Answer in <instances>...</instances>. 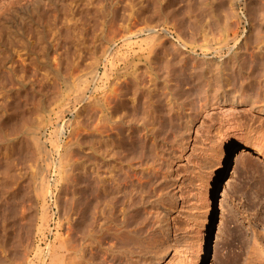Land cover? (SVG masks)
Segmentation results:
<instances>
[{
  "label": "rangeland",
  "instance_id": "374dc122",
  "mask_svg": "<svg viewBox=\"0 0 264 264\" xmlns=\"http://www.w3.org/2000/svg\"><path fill=\"white\" fill-rule=\"evenodd\" d=\"M1 1L0 176L9 177V184L0 189V264H48L50 251L67 234L69 205L82 208L94 200L96 173L115 174L120 166L122 174L144 164H156L160 171L145 207L165 211L170 231L154 232L146 240L126 239L123 246L133 250L118 257L117 243L102 232L97 234L101 244L82 254L85 264H259L264 254V0H239L235 11L221 0H214L215 10L206 0ZM111 39L116 44L105 54ZM206 45L215 51L222 72L216 104L212 88L195 70L197 64L206 65ZM117 55L127 61V72L140 70L142 81L156 79L153 96L146 95L158 103L147 117L160 132L152 135L156 139H144L135 124L132 136L125 127L128 137L122 135L112 151L118 156L111 157L105 148L110 150L105 157L104 148L100 153L91 149L98 144L94 110L74 98L88 82V97H99L100 82L93 76L123 70ZM234 87L243 105L230 104ZM246 98L256 102V109L247 111L251 102ZM142 102L132 114L137 119L147 109ZM38 143L49 153L44 169L52 217L35 240L34 220L42 205L32 168ZM87 180L94 191L89 194ZM81 208L75 217L77 241L88 231L86 222L91 223L82 222Z\"/></svg>",
  "mask_w": 264,
  "mask_h": 264
},
{
  "label": "bare ground",
  "instance_id": "6f19581e",
  "mask_svg": "<svg viewBox=\"0 0 264 264\" xmlns=\"http://www.w3.org/2000/svg\"><path fill=\"white\" fill-rule=\"evenodd\" d=\"M1 1V0H0ZM129 1V0H128ZM132 2H134L133 0H131ZM208 2V4L211 6L209 7V9L211 10H215L214 9V0H206ZM239 0H221V5H227L228 9H230V11H235L234 9V4H236ZM25 2V1H24ZM33 2V1H32ZM219 2V4H220ZM2 3V1H1ZM10 3V2H9ZM8 3V5H9ZM13 3V2H12ZM11 3V4H12ZM135 3V2H134ZM19 4V3H18ZM22 4V3H21ZM131 4V3H130ZM2 5V4H1ZM7 7V4H5ZM20 6V5H19ZM28 6V5H27ZM216 6V4H215ZM5 7V6H4ZM13 7V5L11 6ZM18 7V6H17ZM20 8V7H19ZM216 8V7H215ZM5 9V8H3ZM7 9V8H6ZM16 8L14 7V10ZM10 10V9H9ZM13 10V9H12ZM4 11V10H3ZM1 12V11H0ZM8 13V11H6ZM11 12V11H9ZM19 12V11H18ZM76 12V11H75ZM12 13V12H11ZM15 12L13 11V14ZM2 14V12H1ZM4 14V13H3ZM3 14H2V18H3ZM12 14V15H13ZM74 14V13H73ZM5 15V14H4ZM8 15V14H7ZM15 16V15H14ZM8 17V16H7ZM4 16V18H7ZM66 17V16H65ZM70 17V16H69ZM10 18V16H9ZM13 18V17H12ZM8 19V18H7ZM16 19V18H15ZM71 20H68L70 23L71 21H73V19L70 17ZM10 20V19H8ZM13 20V19H12ZM11 20V21H12ZM124 20V19H123ZM122 20V22H123ZM4 22V20H2ZM1 21V22H2ZM7 21V20H6ZM65 22V21H64ZM66 23V22H65ZM64 23V24H65ZM75 22H73L74 24ZM3 24V23H2ZM68 24V23H67ZM4 25V24H3ZM73 27V25H71ZM75 26V25H74ZM77 26V25H76ZM69 27V26H68ZM78 27V26H77ZM120 27V24H119ZM1 28V27H0ZM45 28V27H44ZM71 28V27H70ZM123 28V27H122ZM126 28V27H125ZM2 30V29H1ZM71 30V29H70ZM69 30V31H70ZM75 30V27H74ZM119 30V29H118ZM125 29H122V31ZM130 30V28L128 29ZM156 31V30H155ZM77 32V31H76ZM75 32V33H76ZM124 32V31H123ZM152 32V31H151ZM126 33V32H125ZM124 33V34H125ZM140 33V32H139ZM154 33V32H153ZM78 34V33H77ZM152 35V34H151ZM122 36V34H121ZM147 36V35H146ZM152 37H154L152 35ZM158 37V36H157ZM77 38V37H76ZM121 38V37H120ZM153 39V38H151ZM151 39H149L151 41ZM159 39V38H157ZM147 40V39H146ZM128 41V40H127ZM130 41V40H129ZM145 41V40H144ZM158 41V40H157ZM125 42V40H124ZM131 42V41H130ZM155 42V41H154ZM160 42V41H159ZM127 43V42H125ZM129 43V42H128ZM116 42L114 41V39H111L107 42L106 46H108V48L105 46L103 48V52L106 54V52L110 51V49L112 48L113 45H115ZM103 45V44H102ZM129 45V44H127ZM127 48V47H126ZM145 48V47H144ZM156 48V47H155ZM92 48L87 49L88 51H91ZM94 49V48H93ZM100 49V48H99ZM129 51V50H128ZM153 51V50H152ZM135 52V51H134ZM100 53V52H99ZM126 53V52H125ZM205 53H206V57H207V61H206V65L203 67H199L198 64L195 66L196 67V71H201L200 78L201 80H203L205 82V85L208 86V88H212V94H213V98H214V102L216 104L217 101V97L220 96L219 95V89H220V79H221V67H220V63L217 59V56L215 54V51L211 50V48L209 49V47L206 45L205 46ZM109 54V53H108ZM118 54V53H117ZM129 54V53H128ZM114 56V55H113ZM119 55H117L116 61L117 63H125V68L123 70H119L117 69V71H113L111 73L110 70L108 72V69L105 70L104 73H102L101 75H95L93 76L94 78H96V80H98L99 83V87L102 92L100 93L101 95L99 97H93L90 98L88 97V93L90 91V89L88 88L89 83L87 87L83 84L81 85L82 88H78L80 91L77 92L78 96L75 94L76 98H73L75 100H77L78 103H84L85 108H92L94 110L93 114H95V123L93 126V132H94V137L96 138L95 140H98V144L97 147L95 146L94 148L91 147V149H93L95 152L97 151V153H100V149H103L106 151L110 148L109 152L112 153V151L119 145L118 143L120 142V137H122V135L124 134V129L125 127L128 128V132H131L129 135L132 136L134 135V129L132 125L135 124V126H137V131L143 133V136L145 137L144 139H148L150 137H152L153 134L156 135L157 132V128L152 125V122H150L148 119H150L151 115L154 113L153 109H155V103L157 101L154 100V98H152L151 96H153V94H151L155 87V83L157 82L156 79H154L156 82L154 83V80L150 79L148 81H142L140 79V73L137 74L138 72H140V70L137 72L135 69L134 72H127V70L129 69V66L127 67V61L125 60V58L118 57ZM102 57V56H101ZM125 57V56H123ZM103 58V57H102ZM114 58V57H113ZM128 58V57H127ZM104 59V58H103ZM150 59V58H149ZM109 60V59H108ZM113 60V59H112ZM115 60V59H114ZM150 61V60H149ZM100 62V61H99ZM98 62V63H99ZM102 62V61H101ZM114 62V61H113ZM112 62V64H113ZM56 63V62H55ZM115 63V64H117ZM132 63V62H131ZM195 62L193 61V64ZM130 65V63H128ZM135 64V63H134ZM196 64V63H195ZM194 64V65H195ZM109 65V64H108ZM118 65V64H117ZM202 65V64H201ZM122 66V65H121ZM120 66V67H121ZM133 66V65H132ZM114 67V66H113ZM136 67V65H135ZM117 68V67H116ZM223 68V67H222ZM112 69V68H111ZM17 70V69H16ZM206 72H204V71ZM3 71V70H2ZM129 71V70H128ZM203 71V72H202ZM95 72V71H94ZM93 72V73H94ZM225 72V71H223ZM18 73V72H17ZM43 73V72H42ZM228 73V72H227ZM226 73V74H227ZM250 73V72H249ZM12 74V73H11ZM92 74V72H91ZM95 74V73H94ZM148 74V73H147ZM154 74V73H153ZM169 74V73H168ZM45 75V74H44ZM53 75V74H52ZM140 75V76H139ZM173 75V74H172ZM6 76V75H5ZM47 76V75H46ZM144 76V75H143ZM149 76V75H148ZM146 76V77H148ZM171 76V74H170ZM247 76V75H246ZM92 77V78H93ZM145 77V78H146ZM174 77V76H173ZM224 77V76H223ZM231 77V76H230ZM5 78V77H4ZM171 78V77H169ZM1 79V78H0ZM143 79V78H142ZM148 79V78H146ZM231 79V78H230ZM245 79H247L245 77ZM85 80V79H84ZM92 80V79H91ZM94 80V79H93ZM175 80V78L173 79V81ZM222 80V79H221ZM228 80V79H227ZM2 81V80H1ZM167 81V80H166ZM165 81V82H166ZM172 81V82H173ZM245 81V80H244ZM243 81V82H244ZM264 81V80H263ZM14 82V81H13ZM84 82V81H83ZM86 82V81H85ZM86 82V83H87ZM94 82V81H92ZM171 82V81H170ZM226 82V81H224ZM81 83V82H80ZM169 83V82H168ZM175 83V82H174ZM221 83V82H220ZM245 83V82H244ZM248 83V82H247ZM95 84V83H94ZM170 84V83H169ZM173 84V83H172ZM243 84V83H242ZM252 84V83H251ZM249 84V85H251ZM97 85V84H96ZM164 85V83H163ZM225 85V84H224ZM248 85V84H247ZM248 85V86H249ZM84 86V87H83ZM157 86V85H156ZM172 86V85H171ZM222 86V85H221ZM244 85H242L243 88ZM68 87V86H67ZM77 87V86H76ZM169 87V86H168ZM167 87V89H168ZM176 87V86H174ZM205 87V86H204ZM245 87V86H244ZM251 87V86H250ZM170 88V87H169ZM207 88V87H206ZM235 88V87H234ZM241 88V87H240ZM247 88V87H246ZM264 89V87H262ZM69 90V87L66 88ZM73 89V88H72ZM93 89V86H92ZM91 89V90H92ZM175 89V88H174ZM209 89V90H210ZM230 89V88H229ZM236 89V88H235ZM262 89V90H263ZM59 90V89H58ZM95 90V89H94ZM176 90V89H175ZM179 90V89H178ZM223 90V89H222ZM232 90V89H231ZM240 89H236V91ZM93 91V90H92ZM92 91L90 93H92ZM98 91V89H97ZM245 91V90H244ZM242 91V92H244ZM74 92V91H72ZM174 92V90H173ZM177 92V91H176ZM205 92H210V91H206ZM231 92V91H230ZM237 92H233L235 94H233L232 92V102H230V104L232 105H243V100L244 99H240L237 96ZM76 93V92H75ZM98 93V92H97ZM151 94L150 95H146V94ZM226 93V92H225ZM230 93V94H231ZM264 93V92H263ZM59 94V93H58ZM74 94V93H73ZM143 95H146V97H142ZM210 93V96L212 95ZM224 94V93H223ZM240 94V93H239ZM171 95V94H170ZM206 95V94H205ZM264 95V94H263ZM58 96V95H57ZM142 97L141 99H137L138 97ZM155 96V95H154ZM168 96V95H167ZM176 95H173V97ZM222 96V94H221ZM59 97V96H58ZM171 97V96H170ZM206 97V96H205ZM264 98V96H262ZM54 98V97H53ZM144 98V99H143ZM207 98V97H206ZM208 98H209V94H208ZM222 98V97H221ZM245 98V97H244ZM250 98V97H249ZM249 98H246V100L248 99L249 102H251ZM258 98V97H257ZM256 98V100H257ZM156 99V97H155ZM167 99L169 100V97H167ZM205 99V98H204ZM210 99H212L210 97ZM220 99V98H219ZM218 99V102H223L221 100ZM230 99V98H229ZM254 99V98H253ZM139 100H141V102L143 100L144 101V105L146 104L147 109H144V114L143 116H141V118L138 117H134L132 116V114H136L134 112L137 111V109H139V106H141V102L139 103ZM177 100V97H176ZM213 100V99H212ZM216 100V101H215ZM230 100V101H231ZM54 101V100H52ZM74 101V100H73ZM178 101V100H177ZM226 101V100H225ZM255 101V100H254ZM169 104V101H167ZM175 102L174 99H171V103ZM209 102V101H208ZM207 100H206V104H204L205 106H207L208 104ZM213 102V101H212ZM213 102V103H214ZM229 102V101H228ZM244 102H246L244 100ZM248 102V103H249ZM75 103V102H74ZM73 103V104H74ZM158 103V102H157ZM170 103V104H171ZM176 103V102H175ZM205 103V100H204ZM213 103H211L213 105ZM227 103V102H226ZM247 103V104H248ZM254 103L256 102H251L249 103V107L247 109V111H252L254 109H256V105H254ZM51 104V103H50ZM71 103V107H73V105ZM222 104V103H221ZM245 104V103H244ZM77 105V104H76ZM82 105V104H81ZM209 105V104H208ZM78 106V105H77ZM171 107V105H169ZM39 107V106H38ZM75 107V106H74ZM80 107V104H79ZM143 107V106H142ZM208 107V106H207ZM81 108V107H80ZM68 109V108H67ZM88 110V109H87ZM87 110L85 111L87 113ZM91 111V110H90ZM89 112V110H88ZM84 113V110H83ZM138 113V112H137ZM146 113V114H145ZM41 114V113H40ZM90 114V112H89ZM92 114V113H91ZM141 115V114H140ZM150 116L149 118L147 116ZM89 116V115H88ZM91 116V115H90ZM138 116V114H137ZM146 116V117H145ZM40 117V115H39ZM85 117V116H84ZM132 117H134L132 119ZM38 118V117H37ZM92 118V117H91ZM94 118V117H93ZM138 120H136V119ZM39 119V118H38ZM41 119V118H40ZM79 119V117H78ZM87 119V118H86ZM170 119V118H169ZM90 120V119H89ZM92 120V119H91ZM90 120V121H91ZM136 120V121H135ZM151 120V119H150ZM36 121V120H35ZM137 122V123H134ZM157 121V120H156ZM155 121V122H156ZM160 121V120H159ZM158 121V122H159ZM37 122V121H36ZM41 122V121H40ZM163 122V121H162ZM90 123V122H89ZM38 124V123H37ZM83 124V123H80ZM84 125V124H83ZM93 125V124H92ZM86 126V125H85ZM159 126V125H158ZM92 127V126H91ZM90 129V128H89ZM133 129V130H132ZM157 129V130H156ZM160 130V127H159ZM158 130V132H160ZM74 132V130H73ZM127 132V133H128ZM87 133V132H86ZM90 133V132H89ZM140 134V133H139ZM159 134V133H158ZM157 134V135H158ZM73 135V134H72ZM88 135V134H87ZM141 135V134H140ZM156 135V137H157ZM89 136V135H88ZM126 136V135H125ZM138 136V135H137ZM154 136V135H153ZM128 137V136H126ZM139 137V136H138ZM141 137V136H140ZM123 138V137H122ZM132 138V137H131ZM130 138V139H131ZM153 138V137H152ZM92 139V138H91ZM129 139V138H128ZM156 139V138H153ZM94 140V141H95ZM141 140V139H140ZM152 140V139H151ZM144 141V140H143ZM146 141V140H145ZM96 142V141H95ZM121 143L122 140H121ZM120 143V144H121ZM125 143V142H124ZM148 143V142H146ZM53 144V143H52ZM152 144V143H151ZM148 145V144H146ZM153 145V144H152ZM94 146V145H93ZM121 146V145H120ZM126 146V144H125ZM108 148V149H105ZM123 148V147H122ZM117 149V148H116ZM115 149V150H116ZM149 149V147H148ZM151 149V148H150ZM154 149V148H153ZM155 150V149H154ZM36 151L38 152L35 155V159L32 162V168L34 173L36 174L35 177L38 179V183L36 186V199L38 201H40L42 203L41 205V209L39 210V212H37L36 216H35V220H34V226H35V231H33L34 235V239L36 240V238H38L39 236L42 235V233L47 229V227L50 225V218L51 213L49 211V206H47V200L48 198V190H49V180H48V176H46V168L44 169V165L46 164V161H48L47 157L49 155L48 150L45 148L44 145L38 143L37 144V148ZM102 151V150H101ZM103 153H101L102 156H105L104 154H108L109 152L106 151ZM119 151V150H118ZM153 151V150H150ZM116 153H119L116 151ZM155 153V152H154ZM91 154V153H90ZM111 155V154H110ZM90 156V155H88ZM87 156V159H88ZM93 156V155H91ZM108 156V155H107ZM114 156H118L117 154H115L114 151V155L112 153L111 157ZM106 157V156H105ZM145 157V156H144ZM90 158V157H89ZM155 158H157L155 156ZM95 159V158H94ZM145 159V158H144ZM153 160V159H152ZM156 160V159H155ZM90 161V160H89ZM100 161V160H99ZM145 161V160H144ZM148 161V160H147ZM141 162V161H140ZM143 162V161H142ZM153 162V161H152ZM146 163V162H145ZM120 163H118V165H120ZM151 164V163H150ZM150 164L148 166H150ZM130 165V164H129ZM143 165V164H140ZM146 164H144L145 166ZM159 165V164H158ZM157 165V166H158ZM100 166V164H99ZM131 166V165H130ZM139 166V165H138ZM140 167V168H135L134 166L132 167H128L127 169H125L123 172H121L122 174H120V171H122L118 166L116 168L115 174L112 171H108L105 174H101L100 172L96 173L95 177L98 179V189L95 190V192L93 191V189L91 190L89 185V182L87 180V186H86V193L89 194V192L93 191L94 194V200L91 201V199L89 201H87V203L83 202L82 204V208L79 207V205L76 204V202H72L69 206H70V217L67 218L68 219V223H67V227L68 229L67 234L64 235L65 237L61 240H59L60 242L58 243L59 246H57V248L54 251H50V262L48 264H85L84 256L82 254H84V252L86 251H93V247L92 245H97V244H101V240L98 238V236L101 234L100 233H104V235H108L110 237V239H114V241L117 243L118 247L116 248V250L118 251L117 253V257L124 255V254H129L131 253L133 250V248H130L129 245L123 246L124 242L126 241V239L131 238V241H139V240H146L149 238V236H151L154 232L159 231L160 233H162L161 231H165V230H169L171 228V224L169 221V216L166 214L165 211L161 210L160 208H155V207H145V204H147V198L148 195L151 193V191L154 189V185L155 183L158 182H152L153 178L160 174L158 167L150 166V167ZM122 167V166H121ZM99 168V167H98ZM97 168V169H98ZM119 168V170H117ZM100 169V168H99ZM85 170V169H84ZM83 170V171H84ZM48 171V169H47ZM87 171V170H86ZM93 173V172H91ZM95 173V172H94ZM93 173V174H94ZM88 172L87 175L88 176ZM91 176V175H90ZM93 176V175H92ZM88 179V177H87ZM86 180V179H85ZM92 182V181H91ZM111 183V184H109ZM9 184V177L7 176H0V189L4 188L5 185ZM84 184V183H83ZM109 184V185H108ZM110 185H112L111 190L108 189L110 188ZM109 186V187H108ZM110 190V191H109ZM93 194V193H92ZM91 195V193H90ZM113 195V196H111ZM92 198V197H91ZM85 203V204H84ZM81 206V204H80ZM82 211V222L85 224L86 220L89 219L91 221V223L87 224L86 222V228L88 229V231L84 234H82L83 236L79 239L80 241H77V236L75 237L74 235V226H75V222H78L75 217L77 214V210ZM142 210L144 212H142ZM80 213V212H79ZM81 214V213H80ZM145 215V216H143ZM67 216V215H66ZM65 216V217H66ZM74 217V218H73ZM74 222H73V219ZM80 218V217H79ZM81 218H80V223H81ZM66 222V221H65ZM77 224V223H76ZM70 225V226H69ZM82 225V224H81ZM116 227H115V226ZM33 226V227H34ZM66 227V224H65ZM66 227V228H67ZM63 234V233H62ZM99 234V235H97ZM155 234V233H154ZM163 234V233H162ZM103 235V234H102ZM43 236V235H42ZM63 236V235H62ZM107 237V236H106ZM108 237V238H109ZM104 239V237H103ZM129 240V241H130ZM80 242V243H79ZM79 243V244H78ZM32 245V244H31ZM4 247V246H3ZM13 247V246H12ZM30 247V246H29ZM54 247V246H53ZM50 248V247H49ZM3 249V248H2ZM26 249V248H25ZM5 251V249H3ZM30 250V249H29ZM51 250V249H50ZM14 251V250H13ZM7 252H9L7 250ZM12 252V251H11ZM6 253V252H5ZM48 253V252H47ZM21 254V253H20ZM77 254V255H76ZM80 254V255H78ZM12 255V254H11ZM24 255V254H22ZM10 256V255H8ZM16 256V255H15ZM113 256V255H112ZM23 257V256H22ZM116 257V256H114ZM4 258V257H3ZM26 258V257H25ZM48 259V258H47ZM46 259V260H47ZM92 260H96L97 257L94 253H92L91 256ZM18 260V259H17ZM24 259H22L23 261ZM40 260V259H39ZM16 262V261H14ZM21 262V261H20ZM19 262V263H20ZM22 263V262H21ZM7 264V262H6ZM16 264V263H15ZM46 264V263H45ZM259 264H264V254L261 255V258L259 260Z\"/></svg>",
  "mask_w": 264,
  "mask_h": 264
}]
</instances>
